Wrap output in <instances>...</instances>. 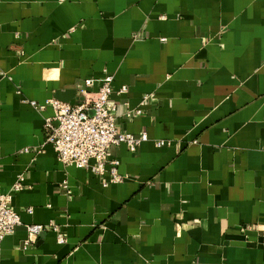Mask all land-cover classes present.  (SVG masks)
Listing matches in <instances>:
<instances>
[{"label":"crops","instance_id":"1","mask_svg":"<svg viewBox=\"0 0 264 264\" xmlns=\"http://www.w3.org/2000/svg\"><path fill=\"white\" fill-rule=\"evenodd\" d=\"M104 69L117 131L148 137L106 186L43 132ZM19 177L0 264H264V0H0V193ZM51 222L64 242L23 246Z\"/></svg>","mask_w":264,"mask_h":264},{"label":"built area","instance_id":"2","mask_svg":"<svg viewBox=\"0 0 264 264\" xmlns=\"http://www.w3.org/2000/svg\"><path fill=\"white\" fill-rule=\"evenodd\" d=\"M112 74L105 69L97 79H85L83 86L78 89L79 100L69 104L58 99L46 101L53 109V115L43 121L44 141L50 143L55 151L57 160L64 165H73L86 169L98 176L106 175L102 185L120 183L126 178L118 171L119 160L111 156V147L125 144L130 152H135L140 144L148 140L145 132L134 135L119 132L116 128V102L112 98ZM95 90H90L94 83ZM127 92L126 86H121L117 93ZM145 95L143 98H146ZM30 105L42 110L45 104L29 101ZM141 109L128 108L124 112L127 119L138 117ZM155 146L169 145L170 141L159 139ZM26 150V149H24ZM23 178L19 177L4 193H0V245L3 238L15 231L21 224L18 213L11 207L12 194L24 188ZM65 184V183H64ZM26 211L30 212L31 208ZM27 237L23 242L26 247L33 243L38 234L45 229L56 233L58 243L64 242V237L54 223L25 224Z\"/></svg>","mask_w":264,"mask_h":264}]
</instances>
